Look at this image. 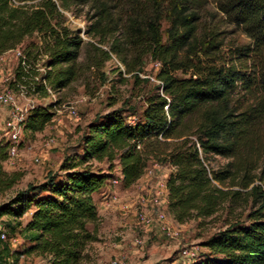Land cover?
I'll return each mask as SVG.
<instances>
[{
    "label": "trees",
    "instance_id": "trees-1",
    "mask_svg": "<svg viewBox=\"0 0 264 264\" xmlns=\"http://www.w3.org/2000/svg\"><path fill=\"white\" fill-rule=\"evenodd\" d=\"M31 1L0 0V56L23 51L29 67L19 64L16 83L28 86L30 94L46 98L47 88L57 93L76 82L87 45L93 52L87 58L98 70L115 56L127 74L136 75L151 58L160 65L161 87L147 98L139 121L131 124L121 111H112L90 123L81 154L61 164L63 175L0 206V219L30 214L26 224L17 223L19 231L11 223L2 227L29 245L18 254L9 241L1 242L0 264H17L19 255L84 264L87 246L97 240L89 229L99 221L94 195L115 179L114 162L122 186L130 188L151 161L173 168L168 212L177 223L214 218L224 208L232 217L204 243L209 254L193 264H264V0H40L29 6ZM73 6H88L83 32L96 44L67 24L64 11ZM218 15L251 43L227 49L226 31L206 23ZM58 103L30 109L24 133L43 132ZM9 149V142H0V163ZM211 157L230 161L212 171ZM92 161L108 163V173L93 170ZM20 179L0 166V196ZM243 204H251L245 217L237 214Z\"/></svg>",
    "mask_w": 264,
    "mask_h": 264
},
{
    "label": "rangeland",
    "instance_id": "rangeland-1",
    "mask_svg": "<svg viewBox=\"0 0 264 264\" xmlns=\"http://www.w3.org/2000/svg\"><path fill=\"white\" fill-rule=\"evenodd\" d=\"M40 0L28 2L29 6L36 5ZM211 9L214 7L211 6ZM88 6L72 7L64 11L67 17V24L73 30L81 29L82 37L88 43H95L96 40L87 37L83 32L88 25L86 13ZM209 16L207 24L219 26L220 31H226V48L234 45H249L251 40L235 26H231L223 21L222 15ZM166 36L164 35V41ZM37 41L36 36L26 40L24 47L31 42ZM101 47L100 45H98ZM108 51V48L102 46ZM92 49L87 45L82 51L80 58L83 64V72L79 79L71 86L55 92L54 97L43 98L39 95L28 94L23 96L19 86L16 83V71L19 66V60L13 53L2 55L3 61L0 62V92L11 90L14 92L19 104L27 110L35 106H48L57 104L55 117L43 132L32 134L24 133L21 136L19 146V156L10 163L3 165V170L8 173H19L21 179L19 182L4 195L0 196V206L13 198L16 193L26 190L30 186H38L46 183L50 177L63 175L59 169L65 158L79 155L82 152V139L87 131V127L95 120L111 113L112 111H121L125 119L133 124L141 119L146 100L149 96L158 92L161 82L157 75L160 69L159 63L151 58L144 61L143 67L136 75L127 74L125 65L112 56V59L105 66L98 70L94 67L87 56L92 54ZM178 77H184L181 72L176 74ZM71 108L78 113V118H72L69 114ZM6 111L0 109V142L8 143V137L5 134L4 119ZM55 144L47 147L50 140ZM40 159L39 162L36 159ZM230 160L222 157H211L207 165L212 171H219L226 167ZM93 170H102L108 173L109 165L106 162L90 163ZM113 177L119 178V165L114 162ZM173 168L170 165H158L151 161L148 171L152 170V176H146L144 181L132 186L131 189L124 191L120 183L118 187L113 185L112 191L122 199L135 201L140 195H148L151 186L166 174H170ZM113 180V179H112ZM261 182L256 181L255 185ZM143 185L144 188L138 187ZM234 190L240 191L236 187ZM246 194V191L242 192ZM109 194L105 197L107 198ZM95 200V199H94ZM97 197L95 203L99 204ZM251 204H243L237 210V214H243L245 217ZM170 226L180 232L176 239H170L162 234L156 227H144L138 225L135 216L132 213L123 211L113 212V214L100 216L96 225H90L89 229L95 232L97 240L90 243L85 250L84 264H111V261L117 258L125 259L128 264H176L180 250L184 247L196 248L199 255L206 256L209 250L204 247V243L214 234L227 227V221L232 220L228 217L227 208L221 210L214 218L206 220H191L185 224L177 223L173 217L166 211ZM29 217L26 215L21 220L13 221L4 216L0 219V227H6L9 223L17 227V223L26 224ZM17 231V232H18ZM18 234V233H17ZM20 241L16 245H11L13 253H22L28 242L18 236ZM135 239L144 241L143 245L136 246ZM4 240L0 238V249ZM10 264L13 261L10 260ZM17 264H49L48 258L38 255L24 256L19 255Z\"/></svg>",
    "mask_w": 264,
    "mask_h": 264
},
{
    "label": "built area",
    "instance_id": "built-area-1",
    "mask_svg": "<svg viewBox=\"0 0 264 264\" xmlns=\"http://www.w3.org/2000/svg\"><path fill=\"white\" fill-rule=\"evenodd\" d=\"M9 53H13L17 56L19 64L28 68L26 57L21 49L11 50ZM3 61V57L0 56V62ZM39 67V66H38ZM1 71V69H0ZM43 71V70H40ZM38 81V78L36 79ZM23 96L30 94V88L28 86H19ZM49 96L55 95V92L51 89H46ZM36 95V94H32ZM0 109L6 111V118L4 119V131L8 137L10 143V149L8 152V159L0 163L3 166L10 163L19 156V146L21 136L24 132V123L27 119L30 110L24 109L18 102L14 92L11 90H5L0 92ZM70 116L72 118H78V113L74 108L69 109ZM54 140L48 141L47 147L54 145ZM140 148V147H139ZM37 162L40 159H36ZM147 176H152L153 171L146 172ZM113 185L117 186L121 183V177L112 180ZM168 188L167 180L165 177L157 180L148 192V195H140L135 201H126L122 199L117 193H110L105 201V206L108 208L119 207L121 211L125 213H132L138 225L144 227H156L162 234L166 235L170 239H176L179 237L180 232L170 226L167 218L168 212ZM0 237L4 241H9L10 245H16L20 239L18 236L9 237L7 233L0 227ZM136 246L143 245L144 241L141 239H135ZM199 253L196 248L184 247L180 250L179 256L176 259V264H193L198 258ZM111 264H128L125 259L117 258L111 261Z\"/></svg>",
    "mask_w": 264,
    "mask_h": 264
},
{
    "label": "crops",
    "instance_id": "crops-1",
    "mask_svg": "<svg viewBox=\"0 0 264 264\" xmlns=\"http://www.w3.org/2000/svg\"><path fill=\"white\" fill-rule=\"evenodd\" d=\"M173 170V169H172ZM172 170H171V172H172ZM119 171H120V167H119ZM170 174H166V175H164V177H165V179L167 180L168 179V176H169ZM121 177V174L119 173V178ZM146 178V176H144L139 182H143L144 181V179ZM138 182V183H139ZM118 186H116L115 188H117ZM138 187H141V188H144L145 189V187H143V185H138ZM152 187L153 186H151L150 187V190L152 189ZM124 191H127L128 189H131L132 187H130V188H124V187H121ZM112 189V185H108L107 187H105L103 190H102V192L101 193H98V194H96V195H94V199L95 200H97V197H98V199L100 200V202H99V204H98V210H99V215L100 216H105V215H109V214H113V212H117V211H121L120 210V208L119 207H111V208H108V207H106L105 206V201H106V195L107 194H110V193H117V191H112V192H110V190ZM150 190H147L148 192L150 191ZM126 201H133V200H130V199H125ZM28 217L30 218V214L28 215ZM29 218L27 219V221L29 220Z\"/></svg>",
    "mask_w": 264,
    "mask_h": 264
}]
</instances>
